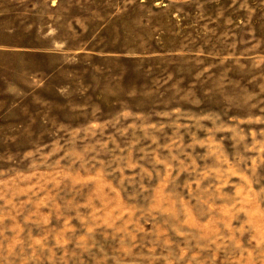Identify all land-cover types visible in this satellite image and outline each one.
Returning <instances> with one entry per match:
<instances>
[{"label": "rangeland", "instance_id": "rangeland-1", "mask_svg": "<svg viewBox=\"0 0 264 264\" xmlns=\"http://www.w3.org/2000/svg\"><path fill=\"white\" fill-rule=\"evenodd\" d=\"M0 264H264V0H0Z\"/></svg>", "mask_w": 264, "mask_h": 264}]
</instances>
